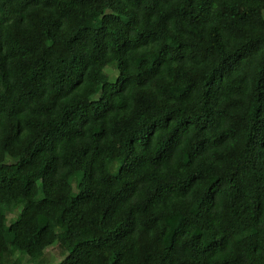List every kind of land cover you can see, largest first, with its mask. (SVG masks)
<instances>
[{
	"label": "trees",
	"instance_id": "trees-1",
	"mask_svg": "<svg viewBox=\"0 0 264 264\" xmlns=\"http://www.w3.org/2000/svg\"><path fill=\"white\" fill-rule=\"evenodd\" d=\"M53 246L264 264V0H0V264Z\"/></svg>",
	"mask_w": 264,
	"mask_h": 264
},
{
	"label": "rangeland",
	"instance_id": "rangeland-1",
	"mask_svg": "<svg viewBox=\"0 0 264 264\" xmlns=\"http://www.w3.org/2000/svg\"><path fill=\"white\" fill-rule=\"evenodd\" d=\"M237 12H241V9L236 8ZM116 76V72L114 69L112 68H108L105 70L103 76H102V82L107 81V80H111L113 78H115ZM12 217H14L15 215H11ZM47 254L53 255L54 257H56L55 261L53 264H57L60 260L57 258V248L55 246L53 247H49L46 250ZM237 264H252V262L249 259H238L235 261Z\"/></svg>",
	"mask_w": 264,
	"mask_h": 264
}]
</instances>
